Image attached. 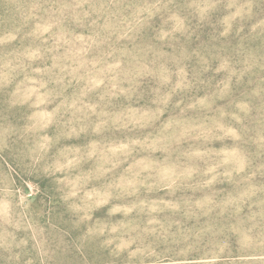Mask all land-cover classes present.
I'll list each match as a JSON object with an SVG mask.
<instances>
[{
    "label": "rangeland",
    "instance_id": "374dc122",
    "mask_svg": "<svg viewBox=\"0 0 264 264\" xmlns=\"http://www.w3.org/2000/svg\"><path fill=\"white\" fill-rule=\"evenodd\" d=\"M0 264H264V0H0Z\"/></svg>",
    "mask_w": 264,
    "mask_h": 264
}]
</instances>
